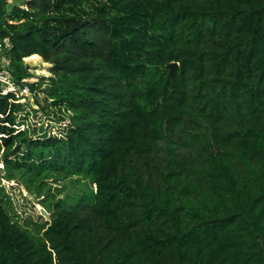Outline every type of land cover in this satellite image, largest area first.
<instances>
[{
  "label": "trees",
  "instance_id": "16d2710c",
  "mask_svg": "<svg viewBox=\"0 0 264 264\" xmlns=\"http://www.w3.org/2000/svg\"><path fill=\"white\" fill-rule=\"evenodd\" d=\"M11 1L13 80L66 122L27 137L0 95V177L95 189L33 233L0 186V264H264V0Z\"/></svg>",
  "mask_w": 264,
  "mask_h": 264
},
{
  "label": "rangeland",
  "instance_id": "374dc122",
  "mask_svg": "<svg viewBox=\"0 0 264 264\" xmlns=\"http://www.w3.org/2000/svg\"><path fill=\"white\" fill-rule=\"evenodd\" d=\"M14 4L18 5L19 1L12 0L10 2V5ZM40 59L43 61L41 57ZM23 60L24 64L28 68V71L33 74L32 77L28 78L29 81L35 82L40 79V76H45V78H47L51 75V64L45 67V74H39L34 73L35 66L32 65L30 60L25 58ZM43 86L44 84L42 85V87ZM45 100L46 99L43 98L42 93L36 92V94H32V97L31 94H29L26 100L22 101L21 103L22 109L17 113L16 128L19 130H24L26 132L27 137L45 138L46 135L49 136L50 134L56 132L58 133V130L62 128L64 123L66 122L65 119H59L58 115L52 113L45 114L44 111H41V109L38 108L35 102H38L40 106H43L45 109H48L49 112H52V108L49 105V101ZM0 171L2 175L4 173V170L1 157ZM74 178L75 176L72 175L63 178L58 177V179H48L47 186L45 187L46 190H43V192L38 195L35 191H30L27 186V183L18 180L16 176L11 180H6L4 177L1 176L0 186L4 188V198L10 200V211L14 214V217L18 219L20 224H25V222H27L28 228L31 230V232L35 233L38 231V225H41L42 223L48 221L50 218L51 212L46 211L43 205L39 202V200H42L44 198L48 200L49 198L47 194H56V188H58L59 190H62V194L61 196L59 195V197H65V199L67 200L68 196L77 198V195L79 193H82V195L88 193V186H91L93 190L95 189V185L90 184L88 180H80L76 182ZM14 180H17L18 183L14 182ZM41 209H44L48 213V215L45 216L41 212Z\"/></svg>",
  "mask_w": 264,
  "mask_h": 264
},
{
  "label": "built area",
  "instance_id": "2783aa9c",
  "mask_svg": "<svg viewBox=\"0 0 264 264\" xmlns=\"http://www.w3.org/2000/svg\"><path fill=\"white\" fill-rule=\"evenodd\" d=\"M24 8L26 9V6ZM10 48V39L7 36H0V95L11 94L14 101L22 103L30 94V90L28 86H20L13 80L9 68L8 51Z\"/></svg>",
  "mask_w": 264,
  "mask_h": 264
},
{
  "label": "water",
  "instance_id": "95a60500",
  "mask_svg": "<svg viewBox=\"0 0 264 264\" xmlns=\"http://www.w3.org/2000/svg\"><path fill=\"white\" fill-rule=\"evenodd\" d=\"M176 66H177V63H176V62H170V63L168 64L169 74H173V73H174ZM14 182H17V183H18L17 180H14ZM41 212H42L45 216L48 215V213H47L44 209H41Z\"/></svg>",
  "mask_w": 264,
  "mask_h": 264
}]
</instances>
